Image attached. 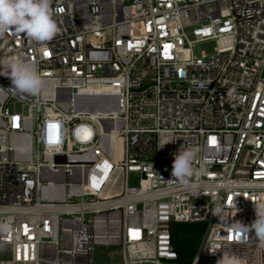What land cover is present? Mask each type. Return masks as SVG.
I'll return each instance as SVG.
<instances>
[{"label":"built area","instance_id":"2783aa9c","mask_svg":"<svg viewBox=\"0 0 264 264\" xmlns=\"http://www.w3.org/2000/svg\"><path fill=\"white\" fill-rule=\"evenodd\" d=\"M53 6L63 11L51 41L0 39V56L44 80L32 96L0 75V222L11 226L0 264H91L95 245L107 257L115 247L109 264H166L173 224L191 222L207 223L191 264L225 251L264 264L254 232L234 228L264 201V0ZM205 41L215 53L198 56ZM187 148L205 173L180 187L172 165Z\"/></svg>","mask_w":264,"mask_h":264},{"label":"clouds","instance_id":"9594fccd","mask_svg":"<svg viewBox=\"0 0 264 264\" xmlns=\"http://www.w3.org/2000/svg\"><path fill=\"white\" fill-rule=\"evenodd\" d=\"M53 5L54 0H0V39L8 34H23L25 38L37 43L51 41L60 31L54 17L63 11ZM0 75L10 80L9 90L14 93L37 96L44 85L37 66L19 55L0 56ZM198 154L199 149L187 148L180 149L175 155L171 177L180 187H189L193 177L205 173L203 167H194ZM253 203L256 217L254 221L249 225L237 221L234 228L244 234L254 232L255 238L264 246V201ZM10 230L8 222H0V232ZM217 264L242 262L236 255L225 251L217 260Z\"/></svg>","mask_w":264,"mask_h":264},{"label":"trees","instance_id":"16d2710c","mask_svg":"<svg viewBox=\"0 0 264 264\" xmlns=\"http://www.w3.org/2000/svg\"><path fill=\"white\" fill-rule=\"evenodd\" d=\"M206 222L174 223L172 242L179 264H191L206 231Z\"/></svg>","mask_w":264,"mask_h":264},{"label":"rangeland","instance_id":"374dc122","mask_svg":"<svg viewBox=\"0 0 264 264\" xmlns=\"http://www.w3.org/2000/svg\"><path fill=\"white\" fill-rule=\"evenodd\" d=\"M215 41H205V42H200L198 43L195 48L194 52L195 54L202 55V53H207V54H214L215 53ZM11 109L14 108V105L10 104L9 106ZM15 109L18 112H24L25 114H28V106L24 105L22 106L20 103H17L15 105ZM139 181V174L137 172H131L129 174V183L130 185H138ZM115 249V247H110L108 250V257L106 256V246L103 245H95L93 247L90 259H91V264H104L105 258H107V263H111L112 259L110 257L112 251ZM166 264H179L178 261L176 260H170L166 261Z\"/></svg>","mask_w":264,"mask_h":264},{"label":"bare ground","instance_id":"6f19581e","mask_svg":"<svg viewBox=\"0 0 264 264\" xmlns=\"http://www.w3.org/2000/svg\"><path fill=\"white\" fill-rule=\"evenodd\" d=\"M116 149H117L116 157H121V152H120L121 144H120V142L117 144V148ZM89 189H92V188L90 187Z\"/></svg>","mask_w":264,"mask_h":264}]
</instances>
